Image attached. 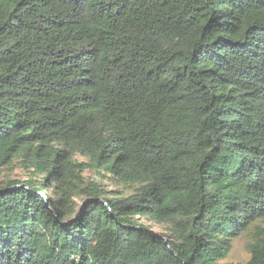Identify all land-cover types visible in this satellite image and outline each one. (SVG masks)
Masks as SVG:
<instances>
[{"label":"trees","instance_id":"16d2710c","mask_svg":"<svg viewBox=\"0 0 264 264\" xmlns=\"http://www.w3.org/2000/svg\"><path fill=\"white\" fill-rule=\"evenodd\" d=\"M17 161L0 264H234L246 232L264 264V0H0V174Z\"/></svg>","mask_w":264,"mask_h":264},{"label":"rangeland","instance_id":"374dc122","mask_svg":"<svg viewBox=\"0 0 264 264\" xmlns=\"http://www.w3.org/2000/svg\"><path fill=\"white\" fill-rule=\"evenodd\" d=\"M85 175L89 177L97 178L98 180L101 181V183L104 185L106 189L113 190L117 192V194H120V195H129L133 193L135 190L134 185H124V184H119L117 182H113L112 180L102 178L101 176H98V175L96 176V174L90 170L86 171ZM30 177H31V174L27 170V168L24 165H22L21 162L17 161L14 163L13 166H9L5 168L3 172L0 174V184H5L9 180H21L24 183ZM41 177L42 176H39L36 178L40 179ZM44 193H46L50 197L52 195V191L49 188L45 189ZM78 202L81 203V200H78ZM142 220L145 222L146 225H148L149 227H151L152 229L158 232L165 233L167 235L171 234L168 224H158L146 218H143ZM250 240H251V235L249 232L243 233L240 236L236 237L233 241V246L230 251V254L228 255L226 259L223 260V262L234 263V264H245L250 256L249 251L247 249V246Z\"/></svg>","mask_w":264,"mask_h":264},{"label":"water","instance_id":"95a60500","mask_svg":"<svg viewBox=\"0 0 264 264\" xmlns=\"http://www.w3.org/2000/svg\"><path fill=\"white\" fill-rule=\"evenodd\" d=\"M84 205H85V203H83V206ZM128 228L129 229H132V230H142L143 229L150 236L157 237V238H163L165 240V242L167 244H169V239L166 236H164L161 232H158V231H156V230H154L152 228H143L142 226H137V225H135V226H129Z\"/></svg>","mask_w":264,"mask_h":264}]
</instances>
